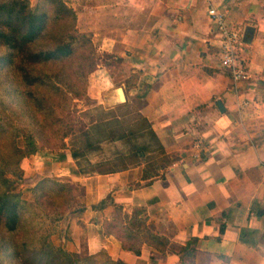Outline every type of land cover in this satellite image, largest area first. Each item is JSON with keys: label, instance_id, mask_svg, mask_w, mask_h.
Instances as JSON below:
<instances>
[{"label": "crops", "instance_id": "crops-1", "mask_svg": "<svg viewBox=\"0 0 264 264\" xmlns=\"http://www.w3.org/2000/svg\"><path fill=\"white\" fill-rule=\"evenodd\" d=\"M94 2L74 6L78 27L93 33L99 52L122 61L120 76L97 66L93 95H106L119 79L126 102H141L139 113L173 161L157 173L144 162L85 173L67 150L60 159L25 158L26 177L40 168L84 187V210L64 219L68 248L127 264H181L180 247L195 240L194 264H264V0ZM210 6L243 33L248 77L238 83L221 66ZM113 203L126 220L143 209L149 229L170 241L166 251L144 244L138 256L105 233Z\"/></svg>", "mask_w": 264, "mask_h": 264}, {"label": "trees", "instance_id": "trees-1", "mask_svg": "<svg viewBox=\"0 0 264 264\" xmlns=\"http://www.w3.org/2000/svg\"><path fill=\"white\" fill-rule=\"evenodd\" d=\"M95 53L93 40L77 30V13L66 1L40 0L32 7L30 0H0V250L18 263L127 264L105 253L101 261L100 254L68 251L45 231L43 209L56 208L51 219H62L60 210L70 201L74 184L43 179L32 188L34 201L24 199L18 189L24 179L21 162L39 154L40 138L49 150L57 144L44 134H59L62 148L75 134V125L67 126L57 111L88 96V76L97 66ZM72 156L78 158L74 151ZM56 198L64 200L56 203ZM109 199L100 206L106 207ZM113 205L105 233L115 234L122 248L138 256L144 244L166 251L170 241L149 229L143 209H134L126 220L123 206ZM196 243L191 240L180 247L181 264H194Z\"/></svg>", "mask_w": 264, "mask_h": 264}, {"label": "rangeland", "instance_id": "rangeland-1", "mask_svg": "<svg viewBox=\"0 0 264 264\" xmlns=\"http://www.w3.org/2000/svg\"><path fill=\"white\" fill-rule=\"evenodd\" d=\"M64 1L73 8L74 6L78 8H88L90 4L95 3L94 0ZM30 2L32 7H37L40 0H30ZM86 15L81 17L82 28L87 26L89 22ZM78 24L77 15V30L80 33L89 35L93 40V33L88 30H80L81 27L79 28ZM95 48V60L97 66L101 63L104 66H109L112 74L115 75L117 73L120 76L121 74L118 73V70L121 67L120 59L118 60V58H114L105 52H99L96 46ZM93 80L94 77L91 73L88 76L87 83L88 96H84L81 100H76L68 107L57 111L60 118L63 119V122H65L67 126L71 124L75 125L76 132L65 139L66 146L64 148L61 147L62 145L60 141L57 140L59 139V134L53 135L51 133L52 131L48 130V133L51 134H44V137L48 140H52V143L57 144L52 150H49L46 148L45 140L40 138V140H43L39 142V145L42 148L39 154L35 155H50L54 158L60 159L61 155L66 153V150L69 151L70 154L74 151L79 158L76 171L85 173L116 171L127 167L138 166V164H141L142 162L146 163L148 171H154L156 173L159 171L161 172V170L167 167L173 159L162 150L159 141L155 139L150 130V124L139 113L138 109L141 102L133 101L130 103H124L119 99L118 88L124 87L123 83L119 82V79L116 80L114 87L111 88L106 95L96 98V96L93 95V88H91L94 82ZM1 93L2 89L0 88V94ZM111 101L114 102V104H110ZM42 118L45 119L44 117ZM46 118L48 119V117ZM58 126L60 128L62 124H59ZM61 134L62 132L60 135ZM23 160L21 162V167ZM24 166L27 167V163H24ZM68 168L69 167L66 166L67 170ZM25 177L24 170V178ZM30 177H33V179ZM43 179L74 184L72 191H70V201L68 203L64 202L65 204L63 203V208L60 210V213L63 216L62 219L56 222L51 219L56 211V208L54 207L43 209L46 211V213H44L46 218L41 216L45 221L43 225L45 231L50 233L52 241L57 246H61L68 251L74 252L67 246V241L71 239V230L68 228L66 229V221H64V219L68 217L70 213L78 215L84 210L82 208V201L85 196V190H83V186L80 182H74L66 176L57 177L55 174L48 176L42 173L40 168H37L34 170V174L27 176L26 179H23L19 184L18 189L22 192L23 198L29 201H34L35 197L32 188ZM63 200L64 198H56L54 201L59 203ZM79 254L87 255L88 253L84 250ZM105 257L106 255L101 253L98 258L103 261ZM0 264L21 263H18L14 258L5 254L3 250H0Z\"/></svg>", "mask_w": 264, "mask_h": 264}, {"label": "built area", "instance_id": "built-area-1", "mask_svg": "<svg viewBox=\"0 0 264 264\" xmlns=\"http://www.w3.org/2000/svg\"><path fill=\"white\" fill-rule=\"evenodd\" d=\"M209 15L217 25L220 39L221 66L231 72L232 79L238 83L248 77L247 66L242 59L244 37L242 31L231 25L225 13L210 6ZM244 104H248L245 102Z\"/></svg>", "mask_w": 264, "mask_h": 264}, {"label": "water", "instance_id": "water-1", "mask_svg": "<svg viewBox=\"0 0 264 264\" xmlns=\"http://www.w3.org/2000/svg\"><path fill=\"white\" fill-rule=\"evenodd\" d=\"M120 91H122V95L125 97L124 89L122 87L118 88V92ZM123 102H126V97L124 98ZM218 105L220 106V102L218 103Z\"/></svg>", "mask_w": 264, "mask_h": 264}, {"label": "bare ground", "instance_id": "bare-ground-1", "mask_svg": "<svg viewBox=\"0 0 264 264\" xmlns=\"http://www.w3.org/2000/svg\"><path fill=\"white\" fill-rule=\"evenodd\" d=\"M119 93H120V95H121V97H122V91H120Z\"/></svg>", "mask_w": 264, "mask_h": 264}]
</instances>
